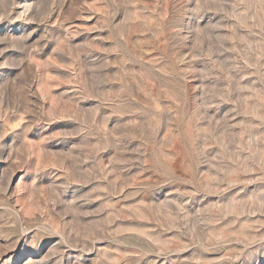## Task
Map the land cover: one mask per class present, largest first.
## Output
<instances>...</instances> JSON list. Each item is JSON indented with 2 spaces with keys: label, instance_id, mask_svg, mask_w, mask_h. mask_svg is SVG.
Masks as SVG:
<instances>
[{
  "label": "clouds",
  "instance_id": "obj_1",
  "mask_svg": "<svg viewBox=\"0 0 264 264\" xmlns=\"http://www.w3.org/2000/svg\"><path fill=\"white\" fill-rule=\"evenodd\" d=\"M67 2L0 0V56L22 54V75L0 86V208L10 246L22 238L28 250L17 259L5 248L0 264H180L188 249L196 264H260L264 189L227 204L222 194L252 174L264 181V0H93L92 31L106 35L89 44L66 27L86 0ZM50 46L74 85L55 104V66L30 63ZM58 120L74 122L59 135L78 141L49 145ZM37 126L42 139L30 138Z\"/></svg>",
  "mask_w": 264,
  "mask_h": 264
},
{
  "label": "rangeland",
  "instance_id": "obj_2",
  "mask_svg": "<svg viewBox=\"0 0 264 264\" xmlns=\"http://www.w3.org/2000/svg\"><path fill=\"white\" fill-rule=\"evenodd\" d=\"M78 3V0H68L67 3H65L64 8L65 11H67L70 4ZM93 3V0H86L85 7L88 8V11L84 12L81 16H77L75 19H69L66 27L68 25L78 27L80 29V34L75 35L73 37V42L81 43V44H89L94 37L97 35H106V33H98L95 31H92V29L96 25V20L99 18V10H94L91 7ZM56 17L54 16V19ZM6 23V22H5ZM21 22L18 20L17 24H20ZM59 31H64V29H59ZM111 41H105L104 47L110 46ZM0 47H3L0 45ZM103 53L95 52V53H85L84 56L88 55H102ZM149 56L155 55L154 53H149ZM147 58V57H146ZM22 59V54L18 53L16 50L9 49V51L5 52L3 56H0V63H3L5 60H7L10 64L9 67H5L3 69H0V72L4 73L3 76H0V86H3L6 84L9 80L15 81L17 77H20L22 75V67H16L15 64L17 61ZM43 60H47L50 63H52L55 67L54 69L49 73L50 78L53 80V82L59 83V87L54 90L52 103H56V95L55 93H59L65 88H72L74 85L72 84L71 80L68 78V68L69 65H65L63 63H58L53 56V51L51 49V46L49 48H46L43 53H41L38 57L34 58L33 66L36 68L38 72H42L43 69L40 68V62ZM109 73L114 76V82L111 85H105L103 86L106 90L111 91L112 89L118 87V84L115 82L119 79V73L117 71L116 65L113 64V67L108 70ZM37 91L44 93V89H36ZM33 100L35 97L32 98ZM137 100L140 101V98L137 97ZM143 102V101H140ZM98 101L96 99H91L87 102L88 107L91 109L93 108ZM146 103V102H143ZM22 117L17 116L15 114H10L8 117L9 123L15 124L18 120H20ZM116 118H113L115 120ZM239 119V118H237ZM2 123V122H0ZM73 121L70 120H58L52 123L49 126V132L47 133L48 136H51L52 139L48 141L49 145L55 146V145H63L68 143L69 141H78V137L75 136H61L59 133H70L74 130L73 128ZM26 124H21L19 128H15L12 132L9 133L8 136L4 138L5 143H9L12 140V137L17 135L21 131L23 127H25ZM109 127L112 126V123L110 122ZM30 138L35 137L37 139H42L39 133V126L36 128H33L32 132L29 134ZM55 150V149H53ZM103 155V154H102ZM29 164L33 167L38 168L39 162L35 161L34 159L29 160ZM7 168V164L0 163V174L4 172V170ZM54 170V169H53ZM24 173V169H17L15 171V175L12 177V186L16 187L18 186V178L21 177ZM27 179V178H26ZM246 179L249 181L247 185L245 184H239L235 187L228 190V192L223 193L222 195L225 197H228V199L223 200L222 202L227 204L231 200V196L234 195L236 192L240 193L241 197H251L254 193L259 192L260 190L264 189V181H260L256 179V174H252ZM91 186H85V191L90 189ZM243 189V191H240ZM9 192H11V189H9ZM83 194V193H82ZM215 199V198H213ZM31 201V198H30ZM99 201L94 202L95 205H99ZM35 207L31 202L27 205V213L31 214L33 211H35ZM85 211H88L89 213L93 212L95 210L94 206H86ZM8 213L3 209L0 208V252H2L5 248H7V252L4 253L6 256H10L15 254L17 259L23 257L28 250L24 248L23 245V239L21 238L20 241L16 244L15 247H11V241L15 239L14 236H11L10 233V222L8 221ZM264 231V230H262ZM58 238V237H57ZM260 245L253 244L252 248H257ZM251 251V249H250ZM78 254L76 249H69L68 252L65 253V256H74ZM35 255V254H34ZM180 258V264H196V253L194 249H188L187 251L179 252L175 254ZM207 258L211 261H214L218 259V257L215 254H208ZM237 264H240L239 261H237ZM260 264H264V257L260 258Z\"/></svg>",
  "mask_w": 264,
  "mask_h": 264
}]
</instances>
